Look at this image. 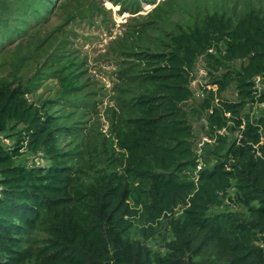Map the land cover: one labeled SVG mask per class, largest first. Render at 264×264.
I'll return each instance as SVG.
<instances>
[{"label": "trees", "instance_id": "16d2710c", "mask_svg": "<svg viewBox=\"0 0 264 264\" xmlns=\"http://www.w3.org/2000/svg\"><path fill=\"white\" fill-rule=\"evenodd\" d=\"M256 16L212 11L199 24L178 21L120 113L123 150L70 187L60 127L19 84L1 85L0 135L14 141L0 139V264H22L14 231L49 205L57 206L38 222L57 264H264V21ZM213 41L222 47L210 51ZM202 55L216 87L195 109L205 111L209 136L197 147L184 103ZM230 85L234 98L221 94ZM72 86L62 79L60 93ZM27 150L48 163L17 162Z\"/></svg>", "mask_w": 264, "mask_h": 264}, {"label": "rangeland", "instance_id": "374dc122", "mask_svg": "<svg viewBox=\"0 0 264 264\" xmlns=\"http://www.w3.org/2000/svg\"><path fill=\"white\" fill-rule=\"evenodd\" d=\"M212 11L234 19L253 14L264 21V0H0V86L19 84L50 117V127H60L55 141L70 165L65 172L69 187L90 166L108 169L111 157L123 150L115 137L124 128L120 113L137 96L142 69L164 50L170 30L185 18L199 24ZM216 47L222 46L213 41L209 50ZM210 69L203 55L196 59L190 75L193 97L184 103L197 147L209 137L205 111L199 116L195 109L204 89L216 87ZM64 78L73 86L61 94ZM221 94L234 98L236 91L230 85ZM0 136L6 144L14 141ZM16 161L48 163L41 152L29 150ZM56 206L41 208L25 228L15 229L14 260L61 261L52 257L45 222H38Z\"/></svg>", "mask_w": 264, "mask_h": 264}, {"label": "built area", "instance_id": "2783aa9c", "mask_svg": "<svg viewBox=\"0 0 264 264\" xmlns=\"http://www.w3.org/2000/svg\"><path fill=\"white\" fill-rule=\"evenodd\" d=\"M255 80L257 81V80H258V78H256ZM200 143H201V142H200ZM200 143H199V144H200Z\"/></svg>", "mask_w": 264, "mask_h": 264}]
</instances>
